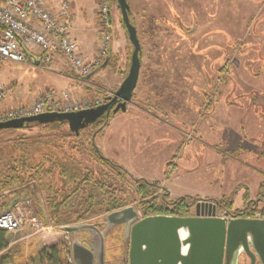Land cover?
<instances>
[{
    "label": "rangeland",
    "instance_id": "374dc122",
    "mask_svg": "<svg viewBox=\"0 0 264 264\" xmlns=\"http://www.w3.org/2000/svg\"><path fill=\"white\" fill-rule=\"evenodd\" d=\"M41 1L47 4L55 0ZM126 1L133 4L129 18L141 46L140 80L127 110L112 113L108 125L96 135L95 147L105 158L127 171L124 182L129 186L132 200L128 206L139 216L140 197L134 180L159 183L161 189L156 194H162L164 189L170 200L180 197L207 200L202 202L206 208L201 210L203 215L200 216L229 219L225 212L213 211L215 200L231 198L234 211L245 206V195L253 201L264 196V9L258 14L259 9L264 8V0H176V5L164 1L165 4L159 3L160 12L152 9V14L147 10L142 12L139 1ZM101 2L97 1L96 9L99 40L95 44L99 47ZM107 5L112 29L108 58L89 78L99 74L100 78L92 82L98 86L104 83L102 73L106 72L108 82L96 88L95 97L79 100L73 96L77 95L73 86L81 85L86 79H81L68 65L62 64V71L72 79L50 73L53 66L41 70L26 63L2 62L0 86L12 88L4 100L13 106L30 105L46 92L64 90L79 101L104 100L111 96L117 88L115 84L109 85L110 81L117 76L122 80L127 75L132 46L116 0H107ZM114 46L118 50L113 51ZM98 54L97 50L95 58ZM163 75L165 82H150ZM145 76H149V83L144 82ZM160 84L162 90L158 98L153 85L160 87ZM258 91L262 101L252 103L251 98L257 96ZM145 95H152L150 103ZM158 102L162 111L154 112L152 105ZM133 106L152 110L155 119H148L162 125L153 128L147 116ZM67 130L65 124L50 130L37 127L29 131L0 132V170L8 174L11 165L8 153L17 138L22 136L25 142L34 143L29 151L36 158L45 145L62 151L70 146ZM95 132L93 124L89 125L81 132L77 144L87 147L90 135ZM57 152L61 157V152ZM81 153L82 166L99 176L102 168L86 151ZM28 187L29 191L35 189ZM36 194L43 210V194L38 191ZM13 196V192L7 191L2 201ZM20 200L30 202V210L43 229L36 231L26 227L15 235L7 234L8 247L20 251L12 258V264H40L39 252L54 244L63 245L68 261L70 236L53 226L46 213L47 222H42L33 207V199L21 197ZM198 203L191 210L195 214L201 202Z\"/></svg>",
    "mask_w": 264,
    "mask_h": 264
},
{
    "label": "trees",
    "instance_id": "16d2710c",
    "mask_svg": "<svg viewBox=\"0 0 264 264\" xmlns=\"http://www.w3.org/2000/svg\"><path fill=\"white\" fill-rule=\"evenodd\" d=\"M111 115L112 113L108 118L102 116L93 123L96 132L93 134L94 137L90 135L87 147L77 144L82 136L81 132L86 128L81 130L78 135L67 130L66 137L70 141V146L67 145L64 151L53 145H45L36 158L29 151L30 148H33L34 143L25 142V138L22 136L17 138V141L11 146L13 151L10 150L11 152L8 153L11 164L8 174L0 170V212L9 209L21 197H30L33 199V207L38 218L42 222H47L44 219L46 213L49 222L59 228L84 223L128 206L132 200L129 186L124 182L128 176L127 171L111 159L105 158L94 144L96 135L108 125ZM65 124L64 122L29 123L15 130L29 131L37 127L50 130ZM82 150L86 151V154L102 168L99 176L92 174L82 166L79 159ZM57 151L61 152V157L57 156ZM15 152L16 155L13 156ZM134 181L137 184L136 191L141 200L138 202V210L144 217L177 213L185 216L189 213L191 206L199 204V201H207L183 197L170 200L164 189H162V194H156L161 189L159 183ZM28 186L35 189L29 191ZM7 191L13 192L14 196L2 201L3 194ZM36 191L43 194V210L38 204L39 198ZM228 199L215 200L213 202L215 209L225 212L232 218H255L258 215L264 219V196L253 201L245 195V206L234 211L232 200ZM259 205L260 207H258ZM18 252H20L18 248L8 247L7 234L0 231V264H12V258ZM38 261L40 264H68L67 250L62 244H54L39 252Z\"/></svg>",
    "mask_w": 264,
    "mask_h": 264
},
{
    "label": "water",
    "instance_id": "95a60500",
    "mask_svg": "<svg viewBox=\"0 0 264 264\" xmlns=\"http://www.w3.org/2000/svg\"><path fill=\"white\" fill-rule=\"evenodd\" d=\"M116 3L132 46L129 69L120 88L105 97L104 103L97 108L79 113H49L11 120L0 123V132L15 130L29 123L64 122L71 133L78 135L102 116L108 118L110 113L126 111L139 77L140 44L136 29L129 19L126 0H116ZM34 65L37 66L36 63ZM201 203L195 217L154 215L140 220L135 209L127 206L106 214L103 217L104 226L106 230L124 226L125 238H131L128 264H237L243 252L252 262L257 258L260 264H264V219L200 216L203 213L201 210L206 208ZM212 208L214 211L215 206ZM59 230L72 236V264H93L95 254L98 263L105 264L104 231L99 233L97 228L88 223L62 226ZM80 232L97 233L100 236L97 253L87 250L78 242L76 235Z\"/></svg>",
    "mask_w": 264,
    "mask_h": 264
},
{
    "label": "built area",
    "instance_id": "2783aa9c",
    "mask_svg": "<svg viewBox=\"0 0 264 264\" xmlns=\"http://www.w3.org/2000/svg\"><path fill=\"white\" fill-rule=\"evenodd\" d=\"M101 1L98 11L101 35L99 54L86 63L78 56L77 45L69 34L73 18L67 1H59L58 10L54 12L41 0H0V64L26 63L36 51V68L47 70L52 65L53 55L58 54L81 79L89 78L105 65L111 41L110 8L107 0ZM11 90V87L0 86V104ZM103 103L104 100L100 99L79 101L67 92L49 91L30 105L7 109L0 107V123L49 113H79ZM26 227L36 231L43 229L30 210L28 200H18L11 209L0 212V231L15 235ZM70 246L68 241V250ZM67 263L72 264L71 254Z\"/></svg>",
    "mask_w": 264,
    "mask_h": 264
},
{
    "label": "crops",
    "instance_id": "0c3cea01",
    "mask_svg": "<svg viewBox=\"0 0 264 264\" xmlns=\"http://www.w3.org/2000/svg\"><path fill=\"white\" fill-rule=\"evenodd\" d=\"M97 1L98 0H88V1H86V0H72V1H70V3L68 2V4H69V13L71 14L72 18H74V20H72V24H71V28H70L69 34H70L71 39H73L74 42L77 45V54H78V56L81 57L82 60L85 61L86 63L92 61L95 58L96 51L99 49V45L95 44V41L99 40V38L97 36V29H98V27H97V15H96ZM136 1H139V6L141 5V7H143L141 9L142 12L145 13L146 10H147L150 13V12H152V9L158 10V11L160 9H162L160 4H159L161 2L164 3V1H166V2L169 1L170 4L174 5L175 4L174 1H176V0H162V1L161 0H136ZM58 3H59V1L57 2V0H55V1H51V2H49L47 4L46 3H44V4H45V6L48 9H50L51 11L56 12L58 10ZM126 3H127L128 7H129V17H130V14H131L130 10H131V7H132L131 5H133V4H130V3L128 4L127 1H126ZM86 4H88V5L85 6ZM263 9L264 8L259 9V13L258 14H260L263 11ZM150 14H152V13H150ZM114 30H116V29H114ZM111 33H112V29H111ZM118 34L120 35L119 32H118ZM93 40H94V43L92 42ZM112 50L116 51L118 49H117V47L115 48V46H114V47H112ZM140 53H141V46H140V52H139L140 68H139V77H138L137 85H138L139 80H140V70H141V65H142ZM37 56H38V53L36 51L33 52L32 56H31L32 58H29L27 60L26 64H28L30 67L36 68V66L34 65L35 64L34 63V59H36ZM62 64L64 66L67 65L66 61L60 55L54 54L53 55V62H52V65H51L53 67L50 69V73H53V74H56V75H59V76H62V77L63 76L66 77V74H64V72L62 71V68L64 67V66L62 67ZM102 74H103L102 76H104V83L108 82V79H107L108 75L106 74V72H104ZM99 76H100L99 74L94 75V77H92L91 79L87 78L86 80H83L81 85H79V86H75L74 85L73 88L75 89L77 95L74 94L73 96H76V98L78 97L79 100H81V99L86 100V99H91V98L95 97L93 95L96 92V88L104 87V83H101L98 86L92 85V82L94 81V79L95 78H100ZM125 77L122 80H120L121 77L117 76V77H115L116 79H114V80L111 79L112 81H110L109 85H114L115 84V87L118 90L120 88L123 80L125 79ZM66 78L69 79L71 77H66ZM164 78L165 77L163 75L161 78H158L159 80L153 79L154 81H152V80L150 81L149 76H145L144 82L149 83V81H150L152 83V82L161 81V83H163V82H165ZM98 81H100V79ZM137 85H136V88H137ZM136 88H135V90H136ZM135 90H134V92H135ZM161 90H162L161 84H160V87H158L156 85H153V91H154V93H155V91L157 92L156 96L158 98L160 97V96H158V94H160ZM63 92H67V91L64 90ZM134 92H133V94H134ZM258 94H259V96H258ZM260 95H261V92L258 91L257 96H253L251 98V102L252 103L259 102L260 103V101H262ZM71 96H72V94H71ZM156 96L154 95L153 98H155ZM151 97H152V95H149V96L145 95V98L149 99V101H148L149 103L151 102V99H150ZM132 98H133V95H132ZM132 98H131V100H132ZM144 102H145V100H144ZM162 102L164 103L165 101H162ZM2 103H1L2 106L0 104V107L3 108V109L14 107L11 104L9 105L8 102L5 101V100ZM168 103L172 104V105L174 104L172 102H168ZM159 104H160L159 102L158 103H153L152 110H154V112H156L157 110L162 111L161 110L162 108H161V106ZM164 105L167 106L168 104L165 103ZM128 106H129V103L126 106V110H127ZM133 107H135L137 110L139 109L142 112L143 115L147 116V120L148 121H151L150 119H155V115H153L154 113L153 114L151 113V112H153L152 110L151 111H149V110L147 111L145 109V107H140V106H133ZM174 107H176V106H174ZM175 111H176V109H175ZM148 118H150V119H148ZM138 120H141L139 118V116H138ZM151 122L153 123V128H155V127L159 128V126L162 125V124H160V123H158L156 121H151ZM6 131H13V130H6ZM1 132H5V131H1ZM154 138L158 140L161 137H154ZM167 194L169 195L168 192H167Z\"/></svg>",
    "mask_w": 264,
    "mask_h": 264
},
{
    "label": "flooded vegetation",
    "instance_id": "af4514ba",
    "mask_svg": "<svg viewBox=\"0 0 264 264\" xmlns=\"http://www.w3.org/2000/svg\"><path fill=\"white\" fill-rule=\"evenodd\" d=\"M196 206L197 204L191 206L189 213L185 216L179 215L178 213L174 215H165V214L162 215L171 216V217H195L196 216L195 212H192L191 210L194 209ZM104 216L99 218L95 217L84 223H88L94 226L95 228H97L99 233H102L104 231L105 236H104V245H103L104 246L103 260L105 264H128V256L131 249V238L130 236L125 238L124 226L118 225L106 230L104 226V219H103ZM145 217H141L140 215L138 220ZM76 236L78 242L81 243V245L87 250L95 253L99 251L100 236L97 233L90 234L88 232H80L77 233ZM70 238L72 241V236H70ZM97 259L98 258L95 254L93 264H99ZM237 264H260V262L257 258H255L254 262H252V259L243 252L239 255Z\"/></svg>",
    "mask_w": 264,
    "mask_h": 264
}]
</instances>
